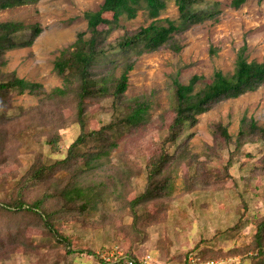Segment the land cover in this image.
Returning a JSON list of instances; mask_svg holds the SVG:
<instances>
[{
  "label": "rangeland",
  "instance_id": "374dc122",
  "mask_svg": "<svg viewBox=\"0 0 264 264\" xmlns=\"http://www.w3.org/2000/svg\"><path fill=\"white\" fill-rule=\"evenodd\" d=\"M213 1L220 3L218 22L206 21L177 35L176 39L183 46L179 53L170 49L144 53L130 73L127 97L150 98L147 120L120 140L110 161L93 177L101 180L118 167L122 159L132 160L137 174L123 192L127 201L146 188L145 162L156 143L166 135L172 117L173 80L179 78L187 84L192 76H203L204 81L197 85L200 89L213 80L217 71L230 75L244 46L249 62L264 63V1L247 0L238 9L230 6L232 0ZM103 3L104 0H40L35 5L0 10V21H19L27 27L39 24L43 29L32 46L7 50L0 57V80L14 72L27 81L43 84L48 91L62 85L54 71V60L59 50L72 44L77 34L86 30L85 13L98 11ZM111 18V14L105 15L98 32L111 41L125 29L147 27L153 21L146 10H140L134 19L123 18L122 27L109 33ZM177 18V6L170 0L159 19ZM29 34L30 29L26 28L17 37L28 38ZM112 102V99L91 101L89 127L99 128L112 120ZM51 103L66 120L60 131L59 152H53L46 143L47 130L51 127L39 126L36 130L33 127L34 123H40L38 119L50 113L35 111L38 106L35 96L27 93L15 96L7 108L0 111L5 118L0 125V136L4 138L0 149V197L11 189L38 155L52 161L61 158L80 134L71 101L62 99ZM244 118H253L264 126V86L221 102L199 116L197 126L186 132L193 133L189 143L193 162L188 158L175 163L169 196L139 209L140 214L154 217L142 227V234L131 229L129 211L116 210L111 219L98 224L69 219L60 227V234L69 240L73 249L72 253H67L64 243L46 239L42 230L29 227L25 237L31 242L30 247L19 246L11 255H2L0 264H114L128 256L141 261L151 256L148 264H184L189 256L213 259L217 264H251L225 257L222 252L249 244L256 230L255 218L264 214V173L259 169L264 158V140L248 143L235 154L228 176L224 170L235 147L231 145L217 154L211 133V125L221 122L236 137ZM176 146L177 143L168 144V151L174 154ZM95 219L99 217H93ZM6 242L0 234V245ZM260 264H264V260Z\"/></svg>",
  "mask_w": 264,
  "mask_h": 264
},
{
  "label": "trees",
  "instance_id": "16d2710c",
  "mask_svg": "<svg viewBox=\"0 0 264 264\" xmlns=\"http://www.w3.org/2000/svg\"><path fill=\"white\" fill-rule=\"evenodd\" d=\"M39 1L0 0V10L35 5ZM169 1L104 0L98 11L86 12V30L79 32L72 44L59 50L54 60V71L61 78L62 85L50 91L43 84L27 81L14 72L0 80V111L7 108L12 98L27 93L37 98L35 111L50 112L38 119L40 123H34L33 127L35 130L39 126L51 127L47 130L46 143L53 152H59L62 141L60 131L65 127L66 120L63 114L54 110L52 101H71L73 116L81 131L67 147L65 156L52 161L38 155L11 189L0 197V234L7 240L0 245V257L6 256V253L11 255L19 246L25 249L30 247L31 242L25 237L29 227L42 230L46 239L64 243L67 253H72L71 243L60 234L63 222L76 219L84 224H98L111 219L116 210L122 213L129 211L131 229L142 234V227L153 221L154 217L140 214L139 209L169 196L173 171H176V167L172 168L175 163L188 158L193 162L189 150L193 133L186 132L197 126L199 116L221 102L239 98L264 86V63L249 62L245 56V46L238 53L232 74L217 71L213 80L200 89H197V85L204 81L203 76L194 75L187 84L175 78V104L166 135L156 143L145 162V190L131 201L123 196L124 190L137 174V166L129 159H122L119 166L113 168L105 178H93L110 161L112 153L120 146V140L147 120L151 108L150 98L139 96L130 99L126 94L129 76L138 57L162 49L179 53L183 46L176 39L177 35L197 24L219 21L220 3L213 0H173L178 9V18L163 21L159 17ZM246 1L232 0L230 6L238 9ZM140 10H146L153 19L147 27L125 29L114 41L98 34L106 14L112 15L109 22L111 33L122 27L123 18L134 19ZM26 28L30 29L29 37L18 38ZM42 31L39 24L27 27L19 21H0V57L7 50L32 46ZM98 99L113 100V118L99 128H92L89 127L88 112L91 101ZM4 120L0 115V125ZM211 133L217 154L231 145L235 147L224 170L228 176V168L233 165L235 154L248 143L264 140V126L253 118L242 120L236 137L221 122L211 125ZM174 143L177 146L174 154H171L167 146ZM3 145L4 138L0 136V149ZM259 169L264 173V158ZM95 216L99 220H93ZM255 228L249 244L222 252L223 256L260 264L264 260V214L255 218ZM127 258L143 264L132 256L124 259Z\"/></svg>",
  "mask_w": 264,
  "mask_h": 264
},
{
  "label": "built area",
  "instance_id": "2783aa9c",
  "mask_svg": "<svg viewBox=\"0 0 264 264\" xmlns=\"http://www.w3.org/2000/svg\"><path fill=\"white\" fill-rule=\"evenodd\" d=\"M151 260V256H146L144 260H142L143 264H148L149 261ZM118 264H137V261L134 259H124L122 258L117 262ZM184 264H217L215 261H201L199 258L189 256L186 258Z\"/></svg>",
  "mask_w": 264,
  "mask_h": 264
}]
</instances>
